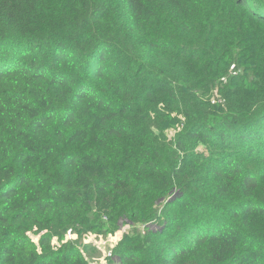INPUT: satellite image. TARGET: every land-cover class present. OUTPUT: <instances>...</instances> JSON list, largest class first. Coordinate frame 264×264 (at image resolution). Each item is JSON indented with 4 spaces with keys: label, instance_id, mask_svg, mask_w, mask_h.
Listing matches in <instances>:
<instances>
[{
    "label": "trees",
    "instance_id": "trees-1",
    "mask_svg": "<svg viewBox=\"0 0 264 264\" xmlns=\"http://www.w3.org/2000/svg\"><path fill=\"white\" fill-rule=\"evenodd\" d=\"M120 222L114 264H264V0H0V264Z\"/></svg>",
    "mask_w": 264,
    "mask_h": 264
},
{
    "label": "rangeland",
    "instance_id": "rangeland-1",
    "mask_svg": "<svg viewBox=\"0 0 264 264\" xmlns=\"http://www.w3.org/2000/svg\"><path fill=\"white\" fill-rule=\"evenodd\" d=\"M238 53L237 50L233 51V59H237ZM232 61V60H231ZM233 68V65L231 66ZM173 117V114H171ZM183 128V121H178L169 124V126L166 128V137L168 140L171 141L173 137L176 136V134ZM179 129V131H177ZM174 133V134H173ZM124 227L127 230H129L130 226L128 223L120 222L119 228L116 229L114 232H108L106 234H87L83 237V242L86 244H91L95 247L91 251H85L83 252L84 255L88 258L91 264H114L115 257H114V250L116 247V244L118 243V240H114V237L117 233L121 232V227ZM152 229H156V225L152 226ZM30 233V232H29ZM40 234H34L33 231L30 233V236L34 240V242L37 243ZM123 235V234H122ZM121 235V237H122ZM56 241V244H53V241ZM68 240L78 242V236L74 232L68 231L62 238L61 237H53L52 239V245L54 247H59L62 243L67 242ZM109 251H111V255H109Z\"/></svg>",
    "mask_w": 264,
    "mask_h": 264
},
{
    "label": "snow or ice",
    "instance_id": "snow-or-ice-1",
    "mask_svg": "<svg viewBox=\"0 0 264 264\" xmlns=\"http://www.w3.org/2000/svg\"><path fill=\"white\" fill-rule=\"evenodd\" d=\"M235 67V66H234ZM175 115V113L173 114ZM182 118V117H181ZM177 131H179V129H177ZM174 134V133H173ZM196 151L199 153V152H205L206 149H205V146L202 144L200 145V147L198 149H196ZM126 231V229L122 226L121 227V232L117 233L116 236L114 237V240H118L121 238V235ZM36 239H39V237H37ZM57 242L54 240L53 241V244H56Z\"/></svg>",
    "mask_w": 264,
    "mask_h": 264
},
{
    "label": "built area",
    "instance_id": "built-area-1",
    "mask_svg": "<svg viewBox=\"0 0 264 264\" xmlns=\"http://www.w3.org/2000/svg\"><path fill=\"white\" fill-rule=\"evenodd\" d=\"M109 255H111V251H109Z\"/></svg>",
    "mask_w": 264,
    "mask_h": 264
}]
</instances>
